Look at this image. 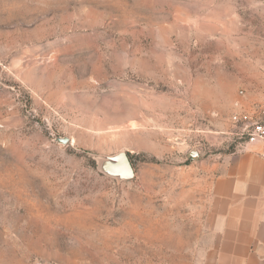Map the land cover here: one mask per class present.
<instances>
[{
    "label": "rangeland",
    "instance_id": "374dc122",
    "mask_svg": "<svg viewBox=\"0 0 264 264\" xmlns=\"http://www.w3.org/2000/svg\"><path fill=\"white\" fill-rule=\"evenodd\" d=\"M261 109L264 0H0V264H214L211 165Z\"/></svg>",
    "mask_w": 264,
    "mask_h": 264
},
{
    "label": "crops",
    "instance_id": "0c3cea01",
    "mask_svg": "<svg viewBox=\"0 0 264 264\" xmlns=\"http://www.w3.org/2000/svg\"><path fill=\"white\" fill-rule=\"evenodd\" d=\"M211 173L214 264H264V160L238 150L212 163Z\"/></svg>",
    "mask_w": 264,
    "mask_h": 264
},
{
    "label": "water",
    "instance_id": "95a60500",
    "mask_svg": "<svg viewBox=\"0 0 264 264\" xmlns=\"http://www.w3.org/2000/svg\"><path fill=\"white\" fill-rule=\"evenodd\" d=\"M55 141L62 145L71 144V140L67 137L55 138ZM189 158L193 161L198 159L196 151H191ZM98 170L106 176L115 178L117 181L130 180L134 173L130 161L125 152H119L112 156H97Z\"/></svg>",
    "mask_w": 264,
    "mask_h": 264
},
{
    "label": "built area",
    "instance_id": "2783aa9c",
    "mask_svg": "<svg viewBox=\"0 0 264 264\" xmlns=\"http://www.w3.org/2000/svg\"><path fill=\"white\" fill-rule=\"evenodd\" d=\"M242 138L243 146L264 160V109L245 125Z\"/></svg>",
    "mask_w": 264,
    "mask_h": 264
}]
</instances>
